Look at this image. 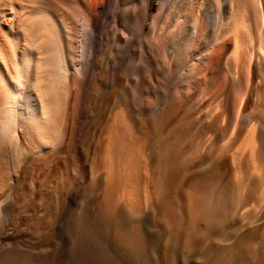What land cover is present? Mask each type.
<instances>
[{
    "label": "bare ground",
    "instance_id": "1",
    "mask_svg": "<svg viewBox=\"0 0 264 264\" xmlns=\"http://www.w3.org/2000/svg\"><path fill=\"white\" fill-rule=\"evenodd\" d=\"M103 114L112 202L139 151L172 225L167 191L190 231L262 215L264 0H0V155L75 145Z\"/></svg>",
    "mask_w": 264,
    "mask_h": 264
},
{
    "label": "rangeland",
    "instance_id": "2",
    "mask_svg": "<svg viewBox=\"0 0 264 264\" xmlns=\"http://www.w3.org/2000/svg\"><path fill=\"white\" fill-rule=\"evenodd\" d=\"M104 116L75 145L42 156L14 146L0 155V264H264V212L240 226L220 228V220L192 232L167 191L172 225L153 206L155 178L139 151L114 173L125 194L112 202L110 173L95 150Z\"/></svg>",
    "mask_w": 264,
    "mask_h": 264
}]
</instances>
